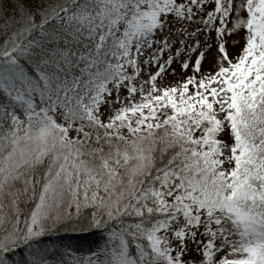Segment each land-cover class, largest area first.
Here are the masks:
<instances>
[{
	"label": "snow or ice",
	"instance_id": "snow-or-ice-1",
	"mask_svg": "<svg viewBox=\"0 0 264 264\" xmlns=\"http://www.w3.org/2000/svg\"><path fill=\"white\" fill-rule=\"evenodd\" d=\"M0 264H264V0H0Z\"/></svg>",
	"mask_w": 264,
	"mask_h": 264
},
{
	"label": "trees",
	"instance_id": "trees-1",
	"mask_svg": "<svg viewBox=\"0 0 264 264\" xmlns=\"http://www.w3.org/2000/svg\"><path fill=\"white\" fill-rule=\"evenodd\" d=\"M90 211V210H89ZM59 237V239H57ZM45 241H53L56 243H71V244H78V245H86L88 243H91L94 239H96V236L93 234V231H67V232H61L57 233L52 237L45 236L43 238Z\"/></svg>",
	"mask_w": 264,
	"mask_h": 264
}]
</instances>
